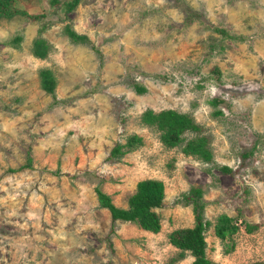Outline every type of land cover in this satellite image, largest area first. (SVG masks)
<instances>
[{"label": "rangeland", "instance_id": "obj_1", "mask_svg": "<svg viewBox=\"0 0 264 264\" xmlns=\"http://www.w3.org/2000/svg\"><path fill=\"white\" fill-rule=\"evenodd\" d=\"M81 2L45 17L43 1L23 2L26 15L0 18V264H193L170 237L194 226L192 207L181 201L194 187L204 190L203 213L212 223L207 257L264 262V0ZM186 8L200 14L188 26ZM67 24L91 45L71 43ZM18 34L23 41L14 48L8 42ZM37 38L51 45L45 59L32 52ZM44 68L57 79V104L41 88ZM132 80L146 92L137 93ZM217 96L227 102L218 117ZM149 109L192 116L212 161L186 156L185 144L166 148L142 121ZM132 135L142 145L110 161ZM146 179L165 185L156 209L161 231L112 225L96 189L127 208ZM223 214L239 229L221 239L215 226ZM248 225L257 228L248 233Z\"/></svg>", "mask_w": 264, "mask_h": 264}, {"label": "trees", "instance_id": "obj_2", "mask_svg": "<svg viewBox=\"0 0 264 264\" xmlns=\"http://www.w3.org/2000/svg\"><path fill=\"white\" fill-rule=\"evenodd\" d=\"M43 1L46 13H52L59 6H62L68 12L75 10L82 2L81 0H71L69 2H62L61 0H0V18H8L14 15H26L27 9L20 8L19 4L25 2L28 7L38 2ZM185 20L184 25L188 26L193 22L198 21L199 13L186 8L184 10ZM201 19V18H200ZM212 31L220 34L224 38L233 39V34L228 30L220 27H212ZM65 34L69 37L71 43H86L90 44L89 38L85 35L76 32L71 25L65 26ZM239 39L245 38L239 36ZM23 41V36L18 34L14 39L10 40L8 44L13 45L14 48ZM91 45V44H90ZM92 49H95L92 46ZM51 45L42 38H37L32 43L33 54L40 58L45 59L51 52ZM98 52V50H96ZM216 72V79L219 80V70ZM40 84L42 90L47 94L53 96L54 103H58L56 100V87L57 79L54 73L47 68L41 69L39 72ZM134 83V90L143 94L146 92V88L136 81ZM211 104L215 107L214 115H223L222 110L217 107L223 104H227L226 100L222 96H217L211 100ZM142 121L145 125L158 130L160 133V140L166 148H176L185 144L182 149L183 154L186 156H193L200 159L203 162H211L213 159V153L209 148V139L205 135H199L201 126L187 113L179 112L173 109H166L160 112H154L149 109L143 113ZM195 133V137L188 140L185 138L186 133ZM141 137L137 135L129 136L126 139L125 144H117L111 151L109 160H119L127 152L134 149L136 146L142 145ZM31 162V161H30ZM25 164L24 168H31V163ZM224 172H231L228 167L223 168ZM98 201L100 207L107 209L111 214L112 225L116 221L131 222L139 225L143 230L152 233H159L161 231V219L156 209H160L165 200V185L162 181L157 179H146L138 182L136 191L128 199V207L122 208L116 206L111 197L98 188L96 189ZM181 201L185 206H191L194 214V226L185 229H180L170 237L171 243L182 250L189 251L194 257L193 264H218L211 261L207 257V243H206V231L211 227L212 223L206 220L204 217L205 199L204 190L201 187H194L188 194L182 196ZM257 226L248 225V233L253 232ZM238 226L232 218L228 215H221L217 219L215 226V233L221 239H224L225 235H234L238 231ZM253 264H264V262H257Z\"/></svg>", "mask_w": 264, "mask_h": 264}]
</instances>
